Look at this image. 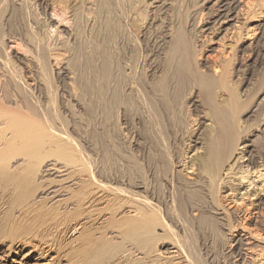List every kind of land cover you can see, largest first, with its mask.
Returning <instances> with one entry per match:
<instances>
[{"label":"bare ground","instance_id":"bare-ground-1","mask_svg":"<svg viewBox=\"0 0 264 264\" xmlns=\"http://www.w3.org/2000/svg\"><path fill=\"white\" fill-rule=\"evenodd\" d=\"M254 1L202 0L192 18L143 5L136 56L138 44L128 41L141 0H40L46 17L35 19L24 75L8 59L0 67V253L21 244L36 260L57 255L49 264H198L182 234L220 228L240 264H264V143L255 148L249 125L257 112L264 116V54L255 58L257 101L233 76L239 54L264 50V3ZM10 2L15 13L28 3ZM69 100L87 127L122 114L140 116L163 141L188 138L178 152L162 143L166 192L145 182L136 162L111 180L93 171L94 161L79 155L73 131L84 121L75 112L67 119Z\"/></svg>","mask_w":264,"mask_h":264},{"label":"rangeland","instance_id":"rangeland-1","mask_svg":"<svg viewBox=\"0 0 264 264\" xmlns=\"http://www.w3.org/2000/svg\"><path fill=\"white\" fill-rule=\"evenodd\" d=\"M26 1H28L27 7L25 6L26 8H24V10H19V12L15 13V10L18 11V9H15V5H13L10 2V0L5 2L6 5H3L4 1L0 0V13H1L0 14V61H1L0 67H1V65L3 66V64H4L3 61H5V59H8V61L12 64V66L16 70L21 72V76L24 75V73H25L24 71L27 68V65L24 61V57H25V55L31 54L28 52V51H31V48H32L31 44H29V43L33 44V37H36L35 34H38L37 33L38 29L34 28V27H36V25H35V21L37 20L36 17L37 18L41 17L42 19L46 17L45 12H43L44 7L42 5V2H40V0H26ZM159 1L161 4L159 3ZM251 1H254V0H251ZM141 2H142V4L139 5V7L136 6L140 9L136 8L135 10H137V11L140 10L143 12L139 11L141 13L140 18L138 16V18H137L138 20L134 18L132 20L133 23L131 22L132 29L130 30V32H131L130 35L132 34V36L129 37L128 42L134 41V39H136V40L140 39V37H141V35L139 34L140 29L137 27V25H140V24L142 25L143 19H144V18L142 19V17H144V15L147 12V11H144L142 8H144L146 6V4H148V3L152 2V5L149 7V10L151 9V7L153 5L159 6V10H158L159 13L158 14H161L163 12L161 14L162 17L163 16H170L171 17L174 14H175V16H178L177 14H178V12H180L183 15H184V13H186V15H189L192 18L193 17L192 15L194 14V12L201 11V9L203 7L202 0H174V1L173 0H156V1L155 0L154 1H152V0H147V1L141 0ZM254 2H258L260 4H263L264 0H255ZM7 3L10 4L11 6L9 7V5ZM53 3L54 2H51V4H53ZM166 3H167V5H166ZM143 5H144V7H143ZM70 7L72 8V6H70ZM163 7H165V8H163ZM52 10L55 12L53 5H52ZM43 13H44L45 17L43 16ZM29 14H31V16ZM56 14H57V12H56ZM60 14H62V12H60ZM186 15H184V16H186ZM141 20H142V23H140ZM138 21H139V23H138ZM25 23H26V25H25ZM29 32L30 33L32 32V33L30 34ZM26 38H28V39H26ZM130 38H131V40H130ZM29 39H30V41H29ZM34 41H35V39H34ZM128 42L126 41V44H128ZM135 42L137 43V41H134V42H131V44L132 43L135 44ZM25 44L27 45V47ZM129 44L127 45L128 48L131 47V44L130 45ZM137 44H138V46L136 48H138V49L135 48L136 50H133L134 53L133 52L132 53L135 54L136 56H138V55L140 56L143 54L142 53L143 52V48H142L143 46L141 45L142 43H139V41ZM127 47L125 45V48H127ZM261 47H263L262 44L261 45L259 44L255 48L254 52H245L243 54H239V56H240L239 60H240V63L241 62L243 63L242 64L243 66L240 64V66H242L241 69L238 70L237 74L233 75V76H235V75L237 76V78H236L237 79V83H236L237 86L236 87L238 88L237 90L238 91L240 90L239 92H242L244 89H247V92L253 98L252 99L253 102L257 98L256 95H255L256 97L254 96V94L257 92L256 91L257 90L256 85H258L257 83H259V80H260L259 77H260L261 72H262L261 71L262 67L257 62L255 63V60L259 56L258 54L259 53H260V55H261V53H262V55L264 54V50ZM26 48H28V49H26ZM8 51H9V53H7ZM35 57H36V55H35ZM239 60H237L235 65H233L231 68L234 69L236 67H239ZM21 69H23V70H21ZM55 69L56 68L54 67L51 70V71H54L55 73L54 72L50 73L51 71L49 73H50L51 81H54V77H55V81L52 83V85L55 87H58L61 84V82H60L61 77L58 76V73H57L58 70L57 69L55 70ZM147 69L149 71H147ZM144 71H146L144 73L145 74L147 73V76H148L149 72H152L150 70V67L146 68ZM56 77L57 78L59 77V78L57 79ZM56 80H58V81H56ZM57 100H59V95H57V97H55V102L57 103L56 105L59 108V106H58L59 101H57ZM69 102H71V100H69L67 102V104ZM71 103H69L70 105L69 104L68 105H69V109H72V113H70L71 115H69V114L67 115V116H69L67 119H72V115L75 112L76 113L75 118L77 119L79 116V119L82 120L80 122L82 123L84 121L83 124L86 123V125L82 124L83 127H81L80 131H79V129H76V131H73V135L75 137L80 135L77 137V139L75 138V140H77L79 142L78 145L82 147L81 148L82 152L79 151V155H82V156L84 155V158L86 157L85 160H87L88 158L91 159V160L88 159L89 162L94 161V162H92L91 168L96 166L95 167L96 169L94 170V168H93L92 169L93 171H96V172L98 171V174H99V172H100V174L102 173L101 174L102 178H106L107 180H111L112 178L114 179L115 176H119L122 174L123 175L131 174L132 169L135 168L133 163L136 162L137 163L136 166L140 167L142 169V171L144 172L142 179L145 177L143 180L145 181L147 179V183L149 185L153 186L155 189L157 188L156 190H158V191L166 192V190L168 189L167 188L168 185L166 184V182H164L165 180L162 179L163 176L161 174V169H160L161 168V166H160L161 161H160V158H158V155H160L159 153L161 151H164V149H168V147H166V145L172 149V150L168 149L171 152L172 151L176 152L175 150H177V152L182 151V148H184V142L186 140H188V138H184L182 141L176 142L178 144H174L175 142L173 143L171 140L169 141V138H168V139H166V141L168 140V142H170V145L172 146V147H170V145H168V143L165 140L163 141V139H165V138L159 136V133L157 132V130H152V131L149 130V133L147 132V129H146L147 127H144V126H146V124L143 122V120H142V118H140V116L128 117L127 115H122V114H117L118 116L115 115L113 118V117H111V113H110V115H108V117L110 119H108L107 117H106L107 119L106 118L103 119V117H102L101 121H100L101 124L95 123V125H94L95 128L93 127V125H91L90 126L91 128H90V127H87V125H89L90 123L88 124V121L85 118L84 113L81 112L80 108H79V110H77L78 106L76 105V103L74 101H72ZM75 105H76V107H75ZM262 112H264V110ZM79 113H81V114H79ZM259 114L260 113L257 112L256 114H254L255 116L253 115L249 118L250 119L249 125L251 126V128L256 129V126L257 127L259 126L256 130L254 129V132H255L254 133L255 136L253 137V139L255 140L254 145H255V148L258 146L256 149H261V147L264 143L263 142L264 141V119H263L264 116H262V113L260 115ZM76 115H78V116H76ZM263 115H264V113H263ZM73 117H74V115H73ZM134 117H135V119H133ZM79 119H77V120H79ZM139 119H140V121H139ZM100 122H98V123H100ZM250 123H252V125ZM261 124H262V126H261ZM69 125L73 126L72 121L70 122ZM99 125H101V126H99ZM103 127L105 130L101 129ZM82 128H83V130H82ZM260 128H263V129L260 130ZM97 129L101 133L103 132V134H100V132ZM258 129H259V131H258ZM95 130H97V131H95ZM92 131L97 132V134L94 133L95 134L94 135ZM98 132H99L101 138L98 136L99 135ZM88 133H90V135ZM156 133L158 135L155 136ZM256 133L257 134L259 133L258 136ZM151 134H152V136H150ZM95 136H98V138H96ZM156 137H159V138H156ZM256 139H257V141H256ZM105 140H106V142H105ZM144 140H146V141H144ZM158 140H159V143L161 144V146L163 147V150L158 148V147H160V144H159V146H157ZM258 140H260L261 145L256 144V143H259ZM88 142H90V143H88ZM162 143L166 144L165 148H164V145ZM192 146H193V144H192ZM175 147H177V148L179 147V148L177 149ZM156 150H157V152H156ZM152 153L154 154V156ZM66 158H67V156H66ZM52 159H54V158H52ZM158 161L160 162V165H159ZM60 162L63 163L62 161H60ZM154 171H156V172H154ZM147 174H149V175H147ZM162 189H163V191H162ZM230 222L228 224H233L234 228L239 227L238 226L239 225L238 219L231 218ZM248 225H249V223H248ZM237 229L239 230V228H237ZM217 231L218 232L212 233V232H204L202 230L196 231V229L191 228V230H187V233H184V235L182 234V236H185L189 239V241H188L189 244L192 243L189 246L187 245V247L188 248L190 247L189 248L190 254H192L194 252V255L193 254L192 255L195 257V260L194 259L193 260L198 261L197 262L198 264H240L241 262L238 261V258H236V256H237L236 252H238V246H237V249L235 246L234 251L230 252L227 248V247H229L228 244L230 242L229 236H227V231H225V229L221 230L220 228H218ZM261 234L263 236L264 229L262 230ZM187 238H186V240H187ZM188 242H187V244H188ZM191 247H193V249ZM6 249H7V247H6ZM192 250H194V251H192ZM27 251H28L27 245L24 246L21 244H18L14 249L10 250V252H8L7 254H4V252L2 251L3 253H0V264H49V262H53L55 260L54 258L57 256L54 254L51 255L50 253H47L45 255L46 258L36 260V259L32 258L31 254L28 253ZM193 256H191V257L193 258ZM247 260L248 261H246V264H253L254 263V262H251L249 257ZM201 261H203V262H201Z\"/></svg>","mask_w":264,"mask_h":264}]
</instances>
